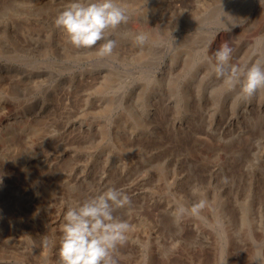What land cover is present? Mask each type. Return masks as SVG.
Here are the masks:
<instances>
[{
	"label": "rangeland",
	"instance_id": "374dc122",
	"mask_svg": "<svg viewBox=\"0 0 264 264\" xmlns=\"http://www.w3.org/2000/svg\"><path fill=\"white\" fill-rule=\"evenodd\" d=\"M128 1L99 58L54 27L70 0H0V264H57L67 205L109 187L130 198L116 264H264V90L226 82L264 64V0Z\"/></svg>",
	"mask_w": 264,
	"mask_h": 264
},
{
	"label": "clouds",
	"instance_id": "9594fccd",
	"mask_svg": "<svg viewBox=\"0 0 264 264\" xmlns=\"http://www.w3.org/2000/svg\"><path fill=\"white\" fill-rule=\"evenodd\" d=\"M128 19L126 9L119 0H70L53 24L73 48L92 49L99 44L96 56L105 58L112 56L116 47L112 33L127 24ZM147 39L144 33L134 35L136 45L145 44ZM229 58L227 47L217 51L219 67L215 71L222 73ZM226 82L230 87L239 84L240 97L250 99L258 90H264V64L233 67ZM191 192L193 196L201 195L198 185H194ZM129 204L130 198L115 187L68 204L60 228L57 264H116L114 256L118 247L127 241L132 226L118 219L114 212ZM205 206L203 198L190 207L183 204L176 206L172 212L174 222L179 223L185 215L199 217ZM42 243L47 247L48 238L45 237Z\"/></svg>",
	"mask_w": 264,
	"mask_h": 264
},
{
	"label": "bare ground",
	"instance_id": "6f19581e",
	"mask_svg": "<svg viewBox=\"0 0 264 264\" xmlns=\"http://www.w3.org/2000/svg\"><path fill=\"white\" fill-rule=\"evenodd\" d=\"M126 3V2H125ZM131 3V1H128L127 0V3L125 4L126 6H128L127 4H130ZM138 4V3H137ZM38 5V4H37ZM136 5V4H135ZM140 5V4H139ZM132 6V5H131ZM130 6V7H131ZM135 7V6H134ZM155 35V34H154ZM153 35V36H154ZM241 51H242V48H241V50L239 51V54H241ZM246 51V50H245ZM244 50H243V52L242 53H244L245 52ZM23 53V52H22ZM237 56H238V54H237ZM14 57V56H13ZM7 59V58H6ZM241 59V58H240ZM9 72V71H8ZM38 78V77H37ZM120 78V77H119ZM1 79V78H0ZM20 80V79H19ZM1 81V80H0ZM14 81V80H13ZM18 82V81H17ZM19 83V82H18ZM31 84V83H30ZM17 87V86H16ZM3 88V87H2ZM10 88V87H9ZM15 88V87H14ZM6 89V88H5ZM17 89V88H16ZM10 95V94H9ZM13 98V97H12ZM0 107H1V109L3 110L4 109V106L2 105H0ZM12 117V116H11ZM24 119V118H23ZM43 119V118H42ZM12 119L11 118H8V119H6V121L5 122H1L0 123V127H2V128H4L5 127V129H6V127L7 126H10L13 122L11 121ZM32 120V119H31ZM15 122V121H14ZM33 123V122H32ZM15 124V123H14ZM11 127V126H10ZM27 128V127H26ZM13 128L11 127V129H10V131L12 130ZM13 132V131H12ZM5 133H6V131H5ZM9 133V132H8ZM26 133V132H25ZM10 136V135H9ZM9 136H8V138H9ZM12 136V135H11ZM10 136V137H11ZM14 136V135H13ZM12 136V137H13ZM11 137V138H12ZM25 137V136H24ZM28 140V139H27ZM9 141H10V138H9ZM28 142V141H27ZM32 142V141H31ZM19 143H21V142H19ZM18 143V144H19ZM127 143V142H126ZM40 144V143H39ZM16 145H17V143H16ZM18 146V145H17ZM17 146H15V147H17ZM27 146V145H26ZM13 149V148H12ZM17 149V148H16ZM9 151H11L10 149H8ZM19 184V183H18ZM3 188V187H2ZM175 188V187H174ZM178 189V188H177ZM174 190V189H173ZM5 191V190H4ZM179 191V190H178ZM1 193V192H0ZM175 193V192H174ZM176 195V194H175ZM182 201V200H181ZM228 209V208H227ZM228 211V210H227ZM229 214V213H228ZM200 217V216H199ZM187 221V220H186ZM58 222V221H57ZM1 223V222H0ZM188 223V222H187ZM207 224V223H206ZM210 225V224H209ZM183 226H184V224H183ZM191 227V226H190ZM199 230V229H198ZM207 232V231H206ZM207 236V235H206ZM6 237V236H5ZM209 240V239H208ZM208 242H210V241H208ZM1 244V243H0ZM256 247V246H255ZM250 250H252V249H250ZM262 250V249H261ZM215 251H216V249H215Z\"/></svg>",
	"mask_w": 264,
	"mask_h": 264
}]
</instances>
